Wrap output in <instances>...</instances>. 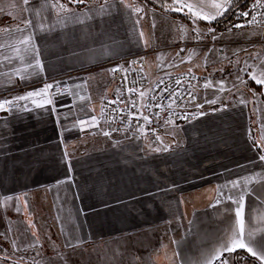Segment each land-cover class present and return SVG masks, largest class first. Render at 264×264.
<instances>
[{
	"label": "crops",
	"instance_id": "crops-1",
	"mask_svg": "<svg viewBox=\"0 0 264 264\" xmlns=\"http://www.w3.org/2000/svg\"><path fill=\"white\" fill-rule=\"evenodd\" d=\"M146 9L140 0H35L1 41L0 95L9 103L0 117V197L18 201L20 212L9 213L22 222L4 241L23 253L57 248V258L46 252L58 264H107L108 255L93 254L102 246H116V264L235 263L237 252L264 264V83H256L264 74L250 70L240 81L232 55L216 50L220 59L205 62L200 43L179 58L181 34L149 23ZM152 49L149 87L197 73L204 116L157 141L79 136L76 120L115 87L107 64ZM233 238L246 247L226 251Z\"/></svg>",
	"mask_w": 264,
	"mask_h": 264
},
{
	"label": "built area",
	"instance_id": "built-area-1",
	"mask_svg": "<svg viewBox=\"0 0 264 264\" xmlns=\"http://www.w3.org/2000/svg\"><path fill=\"white\" fill-rule=\"evenodd\" d=\"M247 13V15H244ZM255 18V19H253ZM230 29L264 28V0H248ZM194 44H179L174 47L177 56L184 58ZM224 54L225 44H209ZM155 50L119 58L107 64L115 87L95 113L78 118L76 125L81 135L104 127L121 136L142 134L150 141L164 136L168 128L194 122L204 116L205 111L196 100L197 87L205 78L193 71H179L166 75L149 87L146 76V59ZM59 96H68V90H54ZM147 93L144 95V92ZM1 97V96H0ZM0 116L8 111L5 99L0 98ZM146 118V119H145Z\"/></svg>",
	"mask_w": 264,
	"mask_h": 264
},
{
	"label": "rangeland",
	"instance_id": "rangeland-1",
	"mask_svg": "<svg viewBox=\"0 0 264 264\" xmlns=\"http://www.w3.org/2000/svg\"><path fill=\"white\" fill-rule=\"evenodd\" d=\"M61 1L66 2L67 0ZM70 1L81 3L85 0ZM34 2L35 0H28L27 3H25L24 0H0V43L4 38L9 37V32L12 31V27H17L21 24V21L24 19L22 12L25 6L28 3ZM230 2L231 0H169L168 2H158L157 6L151 8L147 7L145 10L147 15L144 16V18L147 19L149 23L151 22L152 24L155 23L157 25L166 26L173 37L181 34L182 44H203L204 47H202V50L205 58H207V61L205 60V62L210 63L211 59H220L215 54L217 47L209 44H225V56L228 54L229 56L232 55L234 58L232 66L235 67L241 64V68H239L238 72L242 79L240 78L238 80L248 82V71H255L260 73V75L264 74V28H228L223 31L216 30L214 26H212V23L221 17V15H216V13L217 11L223 13L230 5ZM217 4L222 5V7L217 9L215 7ZM188 6H191V11H189ZM181 8L182 10H174ZM195 8H201L203 14L209 13L208 15L216 16V18L211 20L199 18L193 14V9ZM174 14H177L178 16H175ZM211 81L212 76L209 77V83ZM1 90H3V86H0V91ZM0 98L5 99L3 95ZM7 112L5 114H7ZM5 114H2L1 116ZM93 134H99L107 138L109 137V141H113L111 138L114 137V133L106 130L104 127H100L98 131L93 133L78 135L88 136ZM116 138L128 139L129 135H117ZM258 138V141L264 145V135H260ZM5 208H8L7 212L9 215L5 213ZM9 212H20L18 201L14 198L11 199L8 197V199L5 200L0 197V264H58L55 262V259L52 262L51 257H47L48 253L46 252V250L49 249L51 253L53 252V256L57 258V248H41V250L27 249L28 251L23 253L21 248H15L11 246L12 244H8L11 243V241H4L5 231L7 232L6 229L9 228L10 225L16 228H19L22 225L20 214H10ZM11 218L12 220L10 221ZM44 249L45 252L40 253ZM30 252H35V254L39 252V254L31 257L28 255ZM237 253H239L237 256L241 255L242 257H240V259L238 258L237 262L232 263L227 257L226 260L224 259L217 264H260L255 262L253 258L251 261L245 258L244 252ZM93 254H101L102 256L108 255L109 260H111L110 262H112L116 260V246L93 248ZM129 255L131 256L132 254L129 253ZM131 261L132 258L129 257V262H126V264H131ZM110 262L107 264H111ZM112 263L116 264L115 262Z\"/></svg>",
	"mask_w": 264,
	"mask_h": 264
},
{
	"label": "trees",
	"instance_id": "trees-1",
	"mask_svg": "<svg viewBox=\"0 0 264 264\" xmlns=\"http://www.w3.org/2000/svg\"><path fill=\"white\" fill-rule=\"evenodd\" d=\"M140 1H142L147 7L151 8L153 6H157L158 2H168L169 0H140ZM247 2L248 0H231L228 8L225 10V12L222 14L220 18H218L216 21L212 23V26H214V28L218 31H223L228 29L235 21L237 14L245 8ZM174 15L178 16L177 14ZM256 89H259V87H256ZM244 256L250 261L252 260V258L248 257L246 254Z\"/></svg>",
	"mask_w": 264,
	"mask_h": 264
},
{
	"label": "snow or ice",
	"instance_id": "snow-or-ice-1",
	"mask_svg": "<svg viewBox=\"0 0 264 264\" xmlns=\"http://www.w3.org/2000/svg\"><path fill=\"white\" fill-rule=\"evenodd\" d=\"M24 2L27 3L28 0H24ZM188 7H189V11H191V6H188ZM215 7L217 9H219L220 7H222V5L217 4V5H215ZM174 10H182V8L181 9H174ZM137 11H139V9ZM193 14L196 15V16H198L199 18H202V19H209V20H211V19H215L216 18V16L201 15L200 13H193ZM222 14L223 13L222 12H219V11H217V13H216V15H222ZM244 15H247V13H244ZM253 19H255V18H253ZM256 83L261 84V83H264V81L256 80ZM48 87H51V85H49ZM31 95H37V94L36 93H29V96H31ZM19 99H25V97H20ZM5 103H9V102L8 101H5ZM49 103H51V101H49ZM213 103H214V101H213ZM2 107H3V105H0V108H2ZM261 159H264V157H261ZM238 183L239 182H234V186L237 185ZM237 216H240V212H237ZM242 223L243 222L241 221V224ZM231 243L234 245V247L233 248H228L227 247V243H226L225 244V250L226 251H234L235 248H245L246 247V244L242 240H238V239H234L233 238L232 241H231ZM257 245L258 246L264 245V237H262L260 241H257ZM248 251L249 252H252L253 255H257V253L254 252L251 247H248Z\"/></svg>",
	"mask_w": 264,
	"mask_h": 264
}]
</instances>
